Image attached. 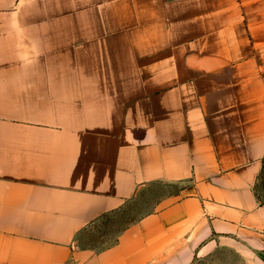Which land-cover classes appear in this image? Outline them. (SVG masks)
<instances>
[{"label": "crops", "instance_id": "0c3cea01", "mask_svg": "<svg viewBox=\"0 0 264 264\" xmlns=\"http://www.w3.org/2000/svg\"><path fill=\"white\" fill-rule=\"evenodd\" d=\"M263 170L264 0H0V264H264Z\"/></svg>", "mask_w": 264, "mask_h": 264}, {"label": "rangeland", "instance_id": "374dc122", "mask_svg": "<svg viewBox=\"0 0 264 264\" xmlns=\"http://www.w3.org/2000/svg\"><path fill=\"white\" fill-rule=\"evenodd\" d=\"M171 187L154 183L146 187L125 208L104 218L81 236V244L105 248L115 244L122 231L140 218L152 213L156 204L171 192ZM257 192L264 202V170L257 184ZM191 264H244L243 260L229 249L209 246L201 250Z\"/></svg>", "mask_w": 264, "mask_h": 264}]
</instances>
